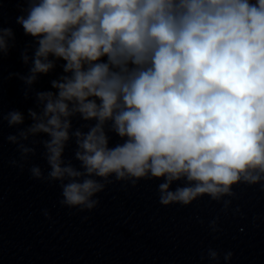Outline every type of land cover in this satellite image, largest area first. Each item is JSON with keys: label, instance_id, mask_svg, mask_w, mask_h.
I'll return each mask as SVG.
<instances>
[{"label": "clouds", "instance_id": "clouds-1", "mask_svg": "<svg viewBox=\"0 0 264 264\" xmlns=\"http://www.w3.org/2000/svg\"><path fill=\"white\" fill-rule=\"evenodd\" d=\"M21 2L27 72L8 79L34 106L26 115L0 106V131L5 121L17 129L6 137L19 153L9 164L58 185L61 207L91 212L109 185L160 180L162 206L207 196L221 213L242 215L234 189L264 191V0ZM15 47L13 28L0 23V65ZM58 66L50 89L38 90ZM38 150L46 174L30 163ZM208 228L218 239L219 214ZM233 256L200 253L215 264Z\"/></svg>", "mask_w": 264, "mask_h": 264}]
</instances>
